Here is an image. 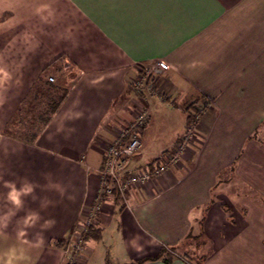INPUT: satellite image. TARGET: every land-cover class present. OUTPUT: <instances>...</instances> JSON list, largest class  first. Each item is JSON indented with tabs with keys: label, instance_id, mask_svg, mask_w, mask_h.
<instances>
[{
	"label": "crops",
	"instance_id": "1",
	"mask_svg": "<svg viewBox=\"0 0 264 264\" xmlns=\"http://www.w3.org/2000/svg\"><path fill=\"white\" fill-rule=\"evenodd\" d=\"M41 5L49 8L37 14ZM160 61L169 67L154 71L158 95L139 109L143 96L132 84ZM0 67L12 77L0 88V175L67 189L61 197L39 187L38 199L26 198L0 235V254L15 246L25 255L18 264H66L59 243L98 202L107 146L142 111L149 120L170 102L187 116L183 107L193 102L191 109L204 108L195 142L131 192L124 208L111 197L100 201L102 236L88 240L86 252L114 232L119 264H264V145L255 139L264 123V0H0ZM50 77L64 80L55 85ZM63 95L45 125H31ZM238 186L250 192L240 195ZM6 191L0 181V213ZM42 199L53 206L42 209ZM29 209L56 223L44 230L42 219L22 243L17 231ZM195 231L211 246L203 261L159 258L163 246Z\"/></svg>",
	"mask_w": 264,
	"mask_h": 264
},
{
	"label": "rangeland",
	"instance_id": "2",
	"mask_svg": "<svg viewBox=\"0 0 264 264\" xmlns=\"http://www.w3.org/2000/svg\"><path fill=\"white\" fill-rule=\"evenodd\" d=\"M157 65V64H156ZM155 65V66H156ZM155 66H150L147 68H142L139 71V75L135 78L136 80L132 84V90L137 93L140 97L143 96L142 99V105L139 109H143L145 107V103L147 102V96L148 98L152 96L154 93L155 95H158V91L155 88ZM63 80L61 77L55 78L54 81H52L55 85H61L63 83ZM51 82V81H50ZM152 87V88H148ZM142 88V89H140ZM63 92V91H62ZM160 96L164 97V95L159 94ZM166 105H159L156 112H153L151 114V119L146 121L145 127L141 130V138L143 137L144 140V146L140 150H138L137 154L133 159L130 160L132 163V160H137L141 162H148V164L142 166L141 168L133 169L128 164V167L132 171H140L144 169L145 167H151L152 162L158 161L161 157L169 154L173 149H176L175 155H176V161L172 162L170 164V167L165 171L167 172L169 169H171L175 164L179 162L180 159H182V155L184 152L189 149V146L192 142H195L197 139V134L195 132V125L196 123L192 124V117H190L191 114L195 112V119L197 120L200 115L204 111L203 107H200L198 110L191 109L190 103L189 106L184 105V109H188L185 111L186 115L183 113V111L179 110V104H176V106H173L172 103L167 102ZM188 107V108H187ZM144 112V111H142ZM141 112V113H142ZM198 113V114H197ZM139 116V115H138ZM184 117H187L188 123L187 126L184 129L180 130V128H183L181 125L184 123ZM138 118V117H137ZM136 118V119H137ZM136 122V120H135ZM145 130V132L143 131ZM144 132V134H143ZM119 139V138H118ZM115 140L111 144H115L117 141ZM177 139V140H176ZM255 139L259 140L264 145V123L260 127V129L255 134ZM176 140V142H175ZM175 142V143H174ZM108 147V146H107ZM107 149V148H106ZM106 149L104 151H106ZM104 153V152H103ZM104 156V154H103ZM129 162V163H130ZM164 172V173H165ZM163 173V174H164ZM162 174V175H163ZM231 176L230 170L225 171L221 174L219 177L221 180L229 179ZM148 183V182H147ZM145 185V184H143ZM142 185V186H143ZM238 190L234 188L235 191L238 192V194L242 195L247 192V189L245 187L238 186ZM259 205H261V202L256 201ZM94 208L91 209L90 212H93ZM88 212V213H90ZM86 213V215L88 214ZM85 214L83 215L85 218ZM76 236V233H75ZM74 231L69 238V240H65L60 242L61 249L64 252L67 263L70 260V257L74 253V246H75V237ZM116 234L114 232L110 233V235H107L106 240L100 244L95 245L92 241L89 242V248H91V252L84 253L85 258L83 260L79 261V258L77 257V262L79 264H106V259H110L112 263H116L114 261V258H116V253L118 251L117 241H116ZM87 242V241H86ZM94 244V245H93ZM86 245V244H85ZM170 254H174L175 257H183L191 262H201L203 261L211 251V246L207 240L206 237L202 235H196V231L194 233H189V235L180 243L178 246H174L173 249H168ZM174 251V252H171ZM92 253V256H91ZM80 257V255H78ZM83 258V256H82ZM77 262H74V264H78Z\"/></svg>",
	"mask_w": 264,
	"mask_h": 264
},
{
	"label": "built area",
	"instance_id": "3",
	"mask_svg": "<svg viewBox=\"0 0 264 264\" xmlns=\"http://www.w3.org/2000/svg\"><path fill=\"white\" fill-rule=\"evenodd\" d=\"M168 67L164 61H160L155 66V70H163ZM49 80L52 82L54 78L50 77ZM147 120V114L145 112L140 113L136 122L130 124L123 131L122 138H119L115 144L108 145L106 151H104L102 165L99 170L100 186L98 190V202L94 207V211L88 213L74 230V236L76 233L74 253L70 257L68 264L77 262V257L79 261L80 258L81 260L85 258V236L92 226L96 227L101 200L110 198L113 193L118 192L123 198L124 203H126L128 195L131 192H134L137 188L151 181L153 178L161 176L170 167V164L176 161L175 151L177 148L179 150V147L173 149L158 161L152 162L150 164L151 167H145L140 171H132L128 168L130 160L135 157L141 148V130L145 127ZM77 263L79 264V262Z\"/></svg>",
	"mask_w": 264,
	"mask_h": 264
},
{
	"label": "clouds",
	"instance_id": "4",
	"mask_svg": "<svg viewBox=\"0 0 264 264\" xmlns=\"http://www.w3.org/2000/svg\"><path fill=\"white\" fill-rule=\"evenodd\" d=\"M49 8V5H41L40 8L37 9V14ZM11 74L9 71L0 67V88H2L8 81L11 80ZM46 177L51 174H45ZM0 181H2V186L7 191L4 194V200L6 204V209L3 213H0V235H6L7 229L11 220L18 215L19 212L24 210L25 200L28 197H32L33 201L38 199L35 195L37 188L42 187L38 182L31 181L27 179V177L22 178V183L19 185L14 180H7L3 175H0ZM54 190L59 193L61 197H64L67 194V189L64 188L63 185L52 181L48 183L46 181L45 186L42 187V190ZM68 198L72 197L68 195ZM41 208L46 209L50 206H53L51 201H47L45 199L41 200ZM43 217L40 212L29 209L28 212L25 213L22 218L23 228L17 231V239L22 243H27V240L24 237L27 236V229L35 227L37 223H40ZM55 219H43V223L41 224V228L44 230L50 229L55 226ZM133 246H136V242H133ZM25 259V255L22 251L18 252L16 247H10L7 252L0 254V264H18L19 261H23Z\"/></svg>",
	"mask_w": 264,
	"mask_h": 264
},
{
	"label": "trees",
	"instance_id": "5",
	"mask_svg": "<svg viewBox=\"0 0 264 264\" xmlns=\"http://www.w3.org/2000/svg\"><path fill=\"white\" fill-rule=\"evenodd\" d=\"M63 98H64V95L62 96V98L60 100H58L57 98L56 99H52L51 102H49V104L47 106L46 113H45V116H44L45 119L44 120L40 119V120L31 122V125H36L37 129L40 128L41 126L45 125V123L48 122L50 115L57 109V107L59 105V102ZM188 109H185V110H188ZM194 115H195V112L190 115V117L193 116L192 117L193 119L191 121L192 124L197 123V120L195 119ZM40 117H43V116H40ZM34 138L35 137H31V136L28 137L27 136L25 139H27L29 141H32ZM111 198H112V201L115 204V206L119 207L120 209L125 207V203L123 201V198L120 196V194L118 192L113 193ZM101 236H102L101 229L92 226L89 229V231L87 232V234L85 236V240L88 241L90 239H93V240L99 241L101 239ZM169 248L173 249L174 247L163 246L162 250H161V254L159 256V258L163 259V261L165 263H171L173 258H175L174 254H170L169 253V251H168ZM171 252H174V251H171ZM146 261H148V259L147 260H142V261H139V262L120 263V264H145ZM106 264H119V263H112L110 261V259L107 258L106 259Z\"/></svg>",
	"mask_w": 264,
	"mask_h": 264
}]
</instances>
